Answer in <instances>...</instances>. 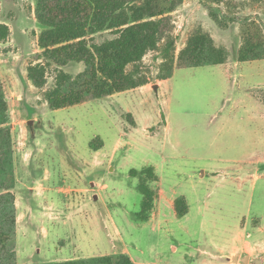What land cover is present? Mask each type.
I'll return each mask as SVG.
<instances>
[{
	"label": "rangeland",
	"instance_id": "1",
	"mask_svg": "<svg viewBox=\"0 0 264 264\" xmlns=\"http://www.w3.org/2000/svg\"><path fill=\"white\" fill-rule=\"evenodd\" d=\"M206 4L184 0L173 14L175 62L203 32L227 52L222 67L175 68L162 80L168 71L152 51L129 67L149 85L52 111L47 95L60 76L76 79L85 66L37 59L42 28L35 1L0 0V25L8 27L0 43L8 118L0 129L10 140L0 158L14 179L13 256L4 254L11 264L122 255L137 264H264V60L237 58L247 24L264 34V2ZM112 38L104 33L96 42ZM37 66L43 88L28 76ZM148 167L159 176L150 183L158 196L142 222L141 176L130 173ZM180 197L189 205L183 218L175 207ZM245 241L257 250L252 260H230L234 246L243 255Z\"/></svg>",
	"mask_w": 264,
	"mask_h": 264
},
{
	"label": "trees",
	"instance_id": "2",
	"mask_svg": "<svg viewBox=\"0 0 264 264\" xmlns=\"http://www.w3.org/2000/svg\"><path fill=\"white\" fill-rule=\"evenodd\" d=\"M37 22L42 28L38 37L41 50L37 59L64 67L70 64H84L85 71L76 79L62 74L54 90L48 93L47 102L52 111L75 107L95 100L113 97L117 94L147 86L150 82L140 75L138 68L144 57L157 51L155 60H162V80L173 77L175 68H199L223 65L228 60L227 52L215 46L211 37L203 32L194 34L186 47L179 53L174 37L173 14L184 0H34ZM226 0H201L221 6ZM262 3L264 0H251ZM109 33L112 39L96 42V36ZM8 37V27L0 25V43ZM244 45L238 52V62L248 63L264 60V34L259 25L249 23L243 30ZM175 66V67H174ZM30 81L38 88L46 84L42 68L29 67ZM8 102L0 79V127L7 124ZM4 132V133H2ZM0 151H5L10 140L9 130L0 129ZM100 146L102 141L98 138ZM91 147L99 149V145ZM7 152H5L6 154ZM4 159L0 158V264L10 262L4 254L11 256L9 243L15 233V200L9 192L8 183L13 175L9 169H2ZM6 163V162H5ZM132 177L141 176L138 191L143 196L138 220L147 222L154 209L158 193L150 183L158 182L154 167L141 172L131 171ZM179 218L189 213L185 197L175 201ZM13 256V255H12ZM57 264H137L129 256H106L82 261H68Z\"/></svg>",
	"mask_w": 264,
	"mask_h": 264
},
{
	"label": "crops",
	"instance_id": "3",
	"mask_svg": "<svg viewBox=\"0 0 264 264\" xmlns=\"http://www.w3.org/2000/svg\"><path fill=\"white\" fill-rule=\"evenodd\" d=\"M261 61H263V60H261ZM259 62L260 61H258V63ZM223 65H221V67ZM255 106H259V105H255ZM263 111H264V109H263ZM240 235H241V233H239L238 238H240ZM243 244H244L243 247L245 248V252L243 253V255H241V253H240L241 252L240 247L239 246H234L233 250H232V253H231V259L230 260H234L235 261V260L241 259V258H243L244 254L249 255L250 256V260H252V257H253L252 252L255 253L257 250L254 249L248 241H245Z\"/></svg>",
	"mask_w": 264,
	"mask_h": 264
},
{
	"label": "water",
	"instance_id": "4",
	"mask_svg": "<svg viewBox=\"0 0 264 264\" xmlns=\"http://www.w3.org/2000/svg\"><path fill=\"white\" fill-rule=\"evenodd\" d=\"M155 88L157 89L158 86L156 85ZM247 260H248V258H244V262L247 261Z\"/></svg>",
	"mask_w": 264,
	"mask_h": 264
}]
</instances>
